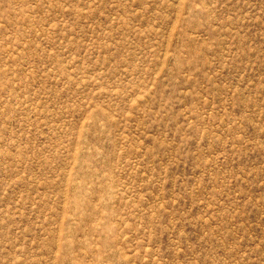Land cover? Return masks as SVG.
Masks as SVG:
<instances>
[{"label":"rangeland","instance_id":"374dc122","mask_svg":"<svg viewBox=\"0 0 264 264\" xmlns=\"http://www.w3.org/2000/svg\"><path fill=\"white\" fill-rule=\"evenodd\" d=\"M0 264H264V0H0Z\"/></svg>","mask_w":264,"mask_h":264}]
</instances>
